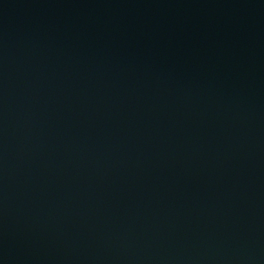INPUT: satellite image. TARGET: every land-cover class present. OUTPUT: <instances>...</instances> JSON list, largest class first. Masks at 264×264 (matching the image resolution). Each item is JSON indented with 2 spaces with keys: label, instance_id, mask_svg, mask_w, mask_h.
I'll list each match as a JSON object with an SVG mask.
<instances>
[{
  "label": "water",
  "instance_id": "1",
  "mask_svg": "<svg viewBox=\"0 0 264 264\" xmlns=\"http://www.w3.org/2000/svg\"><path fill=\"white\" fill-rule=\"evenodd\" d=\"M0 264H264V0H0Z\"/></svg>",
  "mask_w": 264,
  "mask_h": 264
}]
</instances>
